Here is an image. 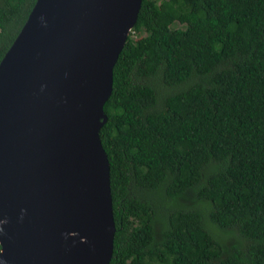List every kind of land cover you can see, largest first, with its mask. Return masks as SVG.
<instances>
[{
    "label": "trees",
    "instance_id": "obj_1",
    "mask_svg": "<svg viewBox=\"0 0 264 264\" xmlns=\"http://www.w3.org/2000/svg\"><path fill=\"white\" fill-rule=\"evenodd\" d=\"M34 2L0 0V59ZM103 108L108 264H264V0H142Z\"/></svg>",
    "mask_w": 264,
    "mask_h": 264
},
{
    "label": "water",
    "instance_id": "obj_2",
    "mask_svg": "<svg viewBox=\"0 0 264 264\" xmlns=\"http://www.w3.org/2000/svg\"><path fill=\"white\" fill-rule=\"evenodd\" d=\"M141 2L35 0L0 59V264L109 263L99 131Z\"/></svg>",
    "mask_w": 264,
    "mask_h": 264
},
{
    "label": "rangeland",
    "instance_id": "obj_3",
    "mask_svg": "<svg viewBox=\"0 0 264 264\" xmlns=\"http://www.w3.org/2000/svg\"><path fill=\"white\" fill-rule=\"evenodd\" d=\"M174 25H179L182 26L183 24H179L178 22H176ZM134 37L138 38L140 37L142 34L139 33H133ZM160 87L161 84H160ZM164 89H171L170 87L165 88ZM190 205H195V206H201V207H205L206 203L204 201H199V202H195V201H191L189 202ZM205 223H206V227L215 235L217 236L221 241H223L224 243H227L228 241L230 242H244L246 239H244L242 237V235H240L238 233V231L236 229H223L219 226H216L215 224H213L208 218L207 215L205 214Z\"/></svg>",
    "mask_w": 264,
    "mask_h": 264
},
{
    "label": "bare ground",
    "instance_id": "obj_4",
    "mask_svg": "<svg viewBox=\"0 0 264 264\" xmlns=\"http://www.w3.org/2000/svg\"><path fill=\"white\" fill-rule=\"evenodd\" d=\"M131 30V29H130ZM130 32V31H129ZM83 76V81H87L88 76L84 72H80Z\"/></svg>",
    "mask_w": 264,
    "mask_h": 264
}]
</instances>
